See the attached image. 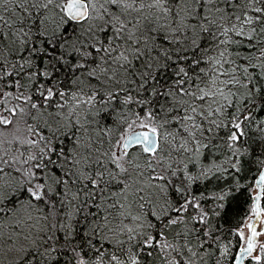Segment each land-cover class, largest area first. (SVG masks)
<instances>
[{"label":"snow or ice","instance_id":"1","mask_svg":"<svg viewBox=\"0 0 264 264\" xmlns=\"http://www.w3.org/2000/svg\"><path fill=\"white\" fill-rule=\"evenodd\" d=\"M0 264H264V0H0Z\"/></svg>","mask_w":264,"mask_h":264}]
</instances>
